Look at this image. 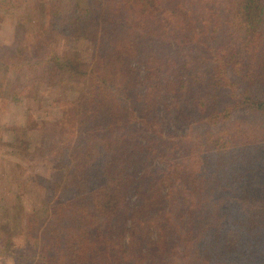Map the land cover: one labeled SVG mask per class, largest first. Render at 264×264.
<instances>
[{"label": "trees", "instance_id": "1", "mask_svg": "<svg viewBox=\"0 0 264 264\" xmlns=\"http://www.w3.org/2000/svg\"><path fill=\"white\" fill-rule=\"evenodd\" d=\"M48 3L102 56L55 61L91 85L18 263L264 264V0Z\"/></svg>", "mask_w": 264, "mask_h": 264}, {"label": "rangeland", "instance_id": "2", "mask_svg": "<svg viewBox=\"0 0 264 264\" xmlns=\"http://www.w3.org/2000/svg\"><path fill=\"white\" fill-rule=\"evenodd\" d=\"M49 1L0 0V264H19L15 251L37 243L31 236L41 224L35 218L45 210L44 187L64 175L58 168L57 142L65 139L62 135L72 137L77 103L91 85L70 77L55 61L88 63L100 55L96 37L77 30L52 32ZM78 2L81 13L96 25L97 0ZM190 28L195 29L193 24ZM197 61L204 70L203 60ZM229 78L238 81L237 74ZM229 101L226 95L221 107ZM188 116L182 124L191 122L187 125L203 132L209 127L196 123L199 114ZM27 220L36 221L33 230L27 229Z\"/></svg>", "mask_w": 264, "mask_h": 264}]
</instances>
